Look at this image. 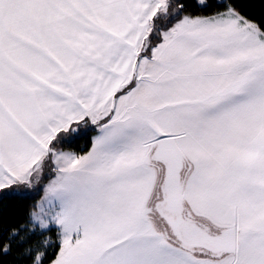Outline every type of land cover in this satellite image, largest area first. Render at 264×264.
Masks as SVG:
<instances>
[{
	"label": "snow or ice",
	"instance_id": "obj_1",
	"mask_svg": "<svg viewBox=\"0 0 264 264\" xmlns=\"http://www.w3.org/2000/svg\"><path fill=\"white\" fill-rule=\"evenodd\" d=\"M252 6L0 0V264H264Z\"/></svg>",
	"mask_w": 264,
	"mask_h": 264
},
{
	"label": "trees",
	"instance_id": "obj_2",
	"mask_svg": "<svg viewBox=\"0 0 264 264\" xmlns=\"http://www.w3.org/2000/svg\"><path fill=\"white\" fill-rule=\"evenodd\" d=\"M254 6L248 9V12L254 16L259 17L264 14V4L260 3V0H251ZM93 135L89 134V138H80L77 142L73 143L71 148H65L64 150L73 151L77 154H83L87 152L90 147V137ZM40 195L35 192L25 193L23 195L10 194L0 197V216L3 217L4 223L7 226L13 224L22 223L25 219L26 213L30 210L31 205L40 199Z\"/></svg>",
	"mask_w": 264,
	"mask_h": 264
},
{
	"label": "rangeland",
	"instance_id": "obj_3",
	"mask_svg": "<svg viewBox=\"0 0 264 264\" xmlns=\"http://www.w3.org/2000/svg\"><path fill=\"white\" fill-rule=\"evenodd\" d=\"M65 151H67V150H65ZM42 195H43V192H42Z\"/></svg>",
	"mask_w": 264,
	"mask_h": 264
}]
</instances>
